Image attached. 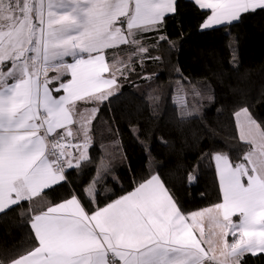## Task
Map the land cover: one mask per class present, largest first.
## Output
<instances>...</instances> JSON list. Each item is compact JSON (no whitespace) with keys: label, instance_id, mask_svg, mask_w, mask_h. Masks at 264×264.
Instances as JSON below:
<instances>
[{"label":"snow or ice","instance_id":"6c2138e0","mask_svg":"<svg viewBox=\"0 0 264 264\" xmlns=\"http://www.w3.org/2000/svg\"><path fill=\"white\" fill-rule=\"evenodd\" d=\"M195 3L211 12L202 30L264 11V0ZM176 11L177 0H0V214L55 192L68 182L66 171L89 159L90 121L83 144L67 138L77 102H103L118 88L106 50L132 45L133 55L147 53L135 37L159 30ZM50 70L71 79L50 89L59 78ZM241 113V139L255 147L235 165L214 154L222 203L186 214L158 176L103 207L89 208L87 193H73L31 218L37 245L11 264H243L248 254H264V126L246 108ZM206 216L214 225L207 238Z\"/></svg>","mask_w":264,"mask_h":264},{"label":"trees","instance_id":"16d2710c","mask_svg":"<svg viewBox=\"0 0 264 264\" xmlns=\"http://www.w3.org/2000/svg\"><path fill=\"white\" fill-rule=\"evenodd\" d=\"M208 14L192 0H177L159 30L135 37L147 53L133 55L132 45L106 50L109 63L117 55L127 64L110 70L118 88L96 104L89 159L66 171L68 182L55 192L0 214V264L32 250L31 218L73 193H87L89 208L103 207L156 175L168 190L188 188L197 209L221 202L214 154L235 165L251 150L238 137L234 113L246 108L264 126V11L202 30ZM243 264H264V254H248Z\"/></svg>","mask_w":264,"mask_h":264},{"label":"crops","instance_id":"0c3cea01","mask_svg":"<svg viewBox=\"0 0 264 264\" xmlns=\"http://www.w3.org/2000/svg\"><path fill=\"white\" fill-rule=\"evenodd\" d=\"M194 3H195V0H192ZM47 4V0H45V5ZM196 4V3H195ZM197 5V4H196ZM199 7V6H198ZM209 11V14H211L210 10ZM167 15V14H166ZM207 15V16H208ZM205 20V19H204ZM203 23V22H202ZM227 24V23H225ZM202 25V24H201ZM117 26H120V25H117ZM215 26H221V25H215ZM213 26V27H215ZM201 27V26H200ZM105 56H106V53H105ZM65 61L67 63H72L73 60L71 57H67L65 58ZM106 63L108 65H110L109 61L107 60V56H106ZM49 78L51 79L52 77H59L58 80H56L55 82L59 81V79H61L64 75H67V79L66 80H63V81H60V82H67V80H70L71 79V76H70V73H57L55 70H50L49 73ZM104 76L106 78H110V75L109 73H105ZM53 82V83H55ZM58 82L56 85L54 86H51V83L49 85L50 89H55L56 87H58L59 83ZM65 93L63 92H60V93H56L55 91L52 92V95L54 97H57L60 96V95H64ZM99 101H94L93 102V105H89L85 102H77L75 107H74V114H73V119L75 121V123L71 126L72 127V130L74 132V135L72 137H68L67 140L69 143L71 144H83L84 143V140H85V137L83 136V133L81 131L82 129V125L84 124L85 121H90V125H89V128L91 127V123H92V120L94 118V115L96 114L97 112V109H96V104L98 103ZM242 109H245V108H240L238 109L234 114H235V126H237V133H238V137L241 138V123L244 122L246 120V116L241 113L240 116H237L236 113L237 112H240ZM93 110H96L95 112ZM250 116L251 114L248 113ZM251 118L253 119V117L251 116ZM254 120V119H253ZM59 131H62V130H59ZM90 138H91V133L90 131L88 132V137H87V141H88V146H89V142H90ZM51 139V138H50ZM243 141L249 143L251 145V149L254 148L255 146L251 143V139H242ZM87 150H88V147H87ZM70 151L73 153L74 156H78L79 155V149H76V148H72L70 149ZM217 154V153H216ZM247 154V153H246ZM246 156V155H245ZM213 163H215V160H214V156H213ZM250 167V166H249ZM215 168H216V165H215ZM216 175H217V178H218V185L220 187V184H219V177H218V171L216 169ZM153 176H156V175H152L151 177ZM149 177V179L151 178ZM160 178V177H159ZM148 180V179H147ZM161 180V179H160ZM146 181V180H145ZM242 182L243 183H247V177H243L242 178ZM139 186V185H138ZM136 186V187H138ZM135 187V188H136ZM134 188V190H135ZM132 190V191H134ZM170 193L174 196V198L176 200L179 201V204L182 208V210L186 213V214H191L193 211H200V210H204L206 208H209V207H212V206H207L206 208H202V209H197L195 207H193L192 203H191V200L189 199V190L188 188L187 189H184V190H181V191H178V190H174V189H169ZM220 191H221V202L219 203H222L223 202V193H222V189L220 187ZM131 193V192H130ZM129 194V193H128ZM127 195V194H125ZM124 196V195H123ZM119 199V198H118ZM65 200V199H64ZM62 200V201H64ZM115 201V200H114ZM113 202V201H112ZM60 203V202H59ZM52 206V205H51ZM47 209V208H46ZM46 209L44 211H46ZM37 214V213H36ZM239 217L238 216H234L233 217V220L234 221H238ZM202 224H203V227L205 229V233H206V238L208 236L211 235V233L214 231V225L212 223V221L210 220V218H208L207 216L205 217V219L202 221ZM32 231H34L32 229ZM229 243L232 242L233 240V237L231 235H229L227 237ZM204 247L207 249V244L204 245ZM7 264H11V262L7 263ZM211 264V262H210Z\"/></svg>","mask_w":264,"mask_h":264},{"label":"rangeland","instance_id":"374dc122","mask_svg":"<svg viewBox=\"0 0 264 264\" xmlns=\"http://www.w3.org/2000/svg\"><path fill=\"white\" fill-rule=\"evenodd\" d=\"M120 59H121L120 56L115 55V57H114L115 61L110 63L109 69L115 70L116 68L118 69L119 67H120V69H123V66H125L127 64V62L126 61L123 62ZM192 181H193V179H190V182H192ZM89 189H91V186L89 187Z\"/></svg>","mask_w":264,"mask_h":264}]
</instances>
